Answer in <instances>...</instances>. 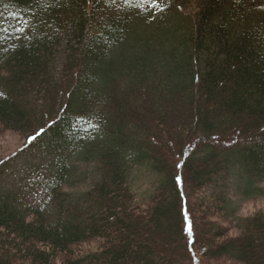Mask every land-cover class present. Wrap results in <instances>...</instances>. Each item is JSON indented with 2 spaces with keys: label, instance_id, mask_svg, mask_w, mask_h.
Here are the masks:
<instances>
[{
  "label": "trees",
  "instance_id": "16d2710c",
  "mask_svg": "<svg viewBox=\"0 0 264 264\" xmlns=\"http://www.w3.org/2000/svg\"><path fill=\"white\" fill-rule=\"evenodd\" d=\"M151 2L0 0V125L25 136L0 164V264H264V214L229 197L234 168L246 198L264 184V0H164L187 30L163 43Z\"/></svg>",
  "mask_w": 264,
  "mask_h": 264
},
{
  "label": "rangeland",
  "instance_id": "374dc122",
  "mask_svg": "<svg viewBox=\"0 0 264 264\" xmlns=\"http://www.w3.org/2000/svg\"><path fill=\"white\" fill-rule=\"evenodd\" d=\"M164 3V0H152L150 4L149 10L151 11L149 16L141 19V24H143V28L141 29L144 36H152V39L159 43L160 41L167 42L172 41L177 34L186 31V22L183 24H178L181 16L173 13L170 7H164L161 9V5ZM195 8L193 6L187 7L184 10L185 18L183 19L190 22L191 18H193L195 14ZM158 15V20L155 18ZM160 15V17H159ZM167 45V43H166ZM25 144V136L23 133L9 131L4 129L0 125V164L14 156L18 153L21 148ZM39 164V162L35 161L33 158L20 160L18 162V167L15 168V178H22L25 175L30 173L29 169L34 165ZM232 181L229 185V197L231 199L232 206L231 208L235 210V215L237 218L247 219L251 217H255L256 215L263 213L264 214V184H255V189L257 188V195L252 198H246L245 196V184L243 182L244 175H242V171L239 168H234L231 172ZM158 177L155 176L149 169L143 168L140 170L135 169L131 175L129 181L130 185L133 188L136 199L140 200L144 198L145 195L152 192L154 185L156 184ZM200 197L204 196V191L199 194ZM35 195L33 200L31 201L35 204L39 198H36ZM218 223L222 226L229 229L230 237H237L240 234V230L237 227L239 222H231L227 219H218ZM102 242L99 240H95L92 242H88L86 244H82L77 250H81L82 252H93L97 251ZM187 264H198L197 259L193 258L192 262ZM204 264H236L227 259L220 260H204Z\"/></svg>",
  "mask_w": 264,
  "mask_h": 264
},
{
  "label": "snow or ice",
  "instance_id": "6c2138e0",
  "mask_svg": "<svg viewBox=\"0 0 264 264\" xmlns=\"http://www.w3.org/2000/svg\"><path fill=\"white\" fill-rule=\"evenodd\" d=\"M126 2L131 4H146L148 0H126ZM177 183H179V178L177 180ZM189 231H191V229H189Z\"/></svg>",
  "mask_w": 264,
  "mask_h": 264
}]
</instances>
